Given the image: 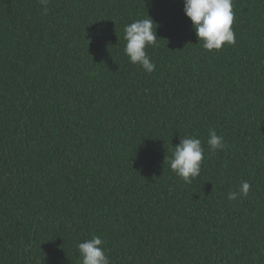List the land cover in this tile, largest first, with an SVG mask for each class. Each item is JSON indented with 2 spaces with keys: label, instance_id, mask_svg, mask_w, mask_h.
<instances>
[{
  "label": "trees",
  "instance_id": "1",
  "mask_svg": "<svg viewBox=\"0 0 264 264\" xmlns=\"http://www.w3.org/2000/svg\"><path fill=\"white\" fill-rule=\"evenodd\" d=\"M183 8L0 0V264H81L93 236L110 264H264V0H233L235 43L212 51ZM148 16L152 73L124 54ZM184 136L204 149L190 183L168 164Z\"/></svg>",
  "mask_w": 264,
  "mask_h": 264
},
{
  "label": "clouds",
  "instance_id": "2",
  "mask_svg": "<svg viewBox=\"0 0 264 264\" xmlns=\"http://www.w3.org/2000/svg\"><path fill=\"white\" fill-rule=\"evenodd\" d=\"M46 3V0H42ZM184 13L190 19L198 42L202 41L205 50H219L225 44L235 43L233 0H183ZM45 12L47 8L45 7ZM149 17V16H148ZM151 17L137 19L125 26L124 54L130 63L140 65L145 72L152 73L156 65L148 55L146 48L158 46V37ZM207 144L211 151L224 147L223 137L214 129L208 133ZM204 158L202 142L196 137L184 136L180 143L173 147L168 158L170 169L185 183L200 175ZM250 191L247 181L241 183L236 191L228 193L229 200L246 196ZM99 236L80 242L77 245L81 264H110Z\"/></svg>",
  "mask_w": 264,
  "mask_h": 264
}]
</instances>
